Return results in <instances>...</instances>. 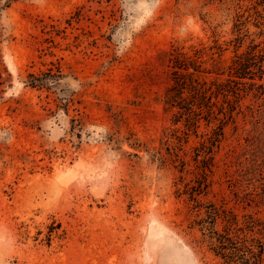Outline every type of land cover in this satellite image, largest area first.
<instances>
[{"label": "rangeland", "instance_id": "374dc122", "mask_svg": "<svg viewBox=\"0 0 264 264\" xmlns=\"http://www.w3.org/2000/svg\"><path fill=\"white\" fill-rule=\"evenodd\" d=\"M263 42L264 0H0V264L264 243Z\"/></svg>", "mask_w": 264, "mask_h": 264}, {"label": "trees", "instance_id": "16d2710c", "mask_svg": "<svg viewBox=\"0 0 264 264\" xmlns=\"http://www.w3.org/2000/svg\"><path fill=\"white\" fill-rule=\"evenodd\" d=\"M262 44V47L260 44L256 45L253 51L244 54L243 57H245L246 60H243L241 65L243 71L249 69L252 64L256 63L261 68L264 66V42ZM46 74L58 79L61 76V71H57V73L50 71ZM40 81V79L32 75L29 83L32 87H35ZM262 197H264V195H262ZM249 219L250 218H248L247 221ZM247 221L245 224L249 232L254 233L259 226V232H264V224L257 225L255 221ZM216 224L217 219L212 221L213 228L209 236L212 242L210 252L215 259L218 260L216 264H264V243L260 239L255 237L249 238L247 234L243 237H239L230 233H220L214 228Z\"/></svg>", "mask_w": 264, "mask_h": 264}]
</instances>
